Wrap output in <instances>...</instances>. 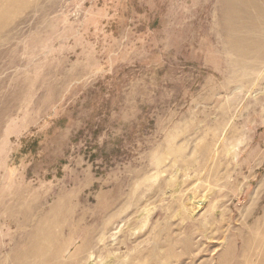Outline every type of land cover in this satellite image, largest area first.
Instances as JSON below:
<instances>
[{
  "label": "rangeland",
  "instance_id": "obj_1",
  "mask_svg": "<svg viewBox=\"0 0 264 264\" xmlns=\"http://www.w3.org/2000/svg\"><path fill=\"white\" fill-rule=\"evenodd\" d=\"M0 12V264H246L264 237V0Z\"/></svg>",
  "mask_w": 264,
  "mask_h": 264
},
{
  "label": "bare ground",
  "instance_id": "obj_2",
  "mask_svg": "<svg viewBox=\"0 0 264 264\" xmlns=\"http://www.w3.org/2000/svg\"><path fill=\"white\" fill-rule=\"evenodd\" d=\"M13 5L14 4H11L10 6L12 7ZM0 16H2V13L1 12H0ZM256 235H257V233H256ZM244 248L245 249L248 248L247 244H245V247ZM247 252H248V249H246L245 250V253H244V255H246V258L244 256H242L247 261L246 264H253V263H251L252 262L251 261V258L253 256H258V262L257 263H254V264H264V237H262V236H260L258 234V236L255 238V247H253V250H252V252H254V254H251L249 256V253H247ZM254 258H257V257H254Z\"/></svg>",
  "mask_w": 264,
  "mask_h": 264
}]
</instances>
